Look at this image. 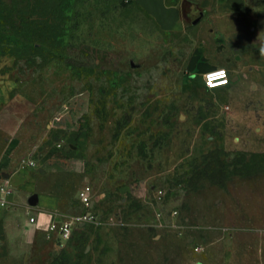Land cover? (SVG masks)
I'll return each mask as SVG.
<instances>
[{"label": "rangeland", "instance_id": "rangeland-1", "mask_svg": "<svg viewBox=\"0 0 264 264\" xmlns=\"http://www.w3.org/2000/svg\"><path fill=\"white\" fill-rule=\"evenodd\" d=\"M111 1L0 0V71L39 101L35 117L48 134L41 152L63 138L47 128L62 105L71 112L89 99L87 137L74 142L86 167L39 173L60 202L51 220L28 203L8 211L0 264H264V172L232 167L264 153L256 63L233 56L237 72L221 66L236 89L225 105L188 71L187 32L161 34L159 57L124 65L117 52L82 41ZM114 1L118 16L127 3ZM250 1L260 10L254 40L264 44V0ZM84 185L93 189L89 208L79 199ZM66 221L70 238L61 235Z\"/></svg>", "mask_w": 264, "mask_h": 264}, {"label": "crops", "instance_id": "crops-1", "mask_svg": "<svg viewBox=\"0 0 264 264\" xmlns=\"http://www.w3.org/2000/svg\"><path fill=\"white\" fill-rule=\"evenodd\" d=\"M126 3L118 9V16L114 0L109 7L105 5L107 13L103 21L99 22L100 16L95 15L89 21L87 34L78 32L82 41L117 52L125 65L132 64L138 57H159L161 34L187 32L194 42L187 68L203 84L206 73L225 64L237 72V67L230 62L233 56L245 57V64L248 58H252L256 63V74L264 78V56L260 54L264 44L259 45L257 39L254 40L260 18L256 2L126 0ZM10 75L5 77L0 71V243L7 235L8 211L15 204L24 206L28 203L35 210L46 209L51 220L54 213L49 211L58 206L60 193L57 188L48 187L40 172L80 175L86 167V161L81 151L76 150L74 142H83L87 137L83 115L89 99L84 96L76 99L71 112L62 121L53 118L47 124L49 132L56 131L63 138H56L55 147L41 152L48 146L45 143L48 134L39 129L35 117L40 103L28 84H22ZM230 88L228 85L219 89L221 97L217 96L215 89L211 90L212 96H217L220 104L225 105L227 100H232L236 90ZM59 144L61 147L58 148ZM199 146L198 152L205 151L206 145ZM195 156L187 160L195 159ZM29 158L35 160V165H25ZM34 195L37 199L33 205Z\"/></svg>", "mask_w": 264, "mask_h": 264}, {"label": "built area", "instance_id": "built-area-1", "mask_svg": "<svg viewBox=\"0 0 264 264\" xmlns=\"http://www.w3.org/2000/svg\"><path fill=\"white\" fill-rule=\"evenodd\" d=\"M219 71H223L225 73V75L221 78L216 79V80H212V81L208 80L209 76L215 75ZM204 83H205V87L207 89L214 90V89H217L220 87H225V86L230 85L231 77H230L227 69L219 67L217 69L209 71L208 73H206L204 75ZM211 98H212V102H215V103L218 102L217 96H212ZM226 107H227V109L229 108V106H226ZM69 111H70V105L68 103L63 104L60 111L54 117V120L57 122L62 121V119L65 117V115ZM59 147H61L60 144L58 145V148ZM35 163H36L35 160L29 158L25 165L26 166H29V165L33 166V165H35ZM1 187H2V185L0 184V188ZM9 193H10V190L7 191V194H9ZM163 196H164V192L162 190L157 191L155 193V199H157L158 201L162 200ZM79 199L86 207H88V208L91 207V205L93 204V189L90 185H84L83 187H81V189L79 190ZM88 216H90V213L88 214ZM75 219L77 221V220H82L84 218L78 217ZM31 220L34 221L35 218L31 217ZM51 227L53 229L56 228V224L52 223ZM72 232H73L72 223H70L69 221L64 222L62 227H61V235L63 237H66V238H70L72 235Z\"/></svg>", "mask_w": 264, "mask_h": 264}, {"label": "trees", "instance_id": "trees-1", "mask_svg": "<svg viewBox=\"0 0 264 264\" xmlns=\"http://www.w3.org/2000/svg\"><path fill=\"white\" fill-rule=\"evenodd\" d=\"M37 42H41V41H39L37 39L33 40V43H37ZM260 156L262 157V159H260V161H257V160H251L250 161L249 160L248 162H245V163H233L232 167L234 169L244 168V169H247L248 171L251 169L252 175L262 173V172H264V153L260 154Z\"/></svg>", "mask_w": 264, "mask_h": 264}, {"label": "clouds", "instance_id": "clouds-1", "mask_svg": "<svg viewBox=\"0 0 264 264\" xmlns=\"http://www.w3.org/2000/svg\"><path fill=\"white\" fill-rule=\"evenodd\" d=\"M260 54H261L262 56H264V47H261V48H260ZM224 75H225V73H224L223 71H219V72H217L215 75L209 76V77H208V80H209V81L216 80V79H218V78L223 77Z\"/></svg>", "mask_w": 264, "mask_h": 264}, {"label": "water", "instance_id": "water-1", "mask_svg": "<svg viewBox=\"0 0 264 264\" xmlns=\"http://www.w3.org/2000/svg\"><path fill=\"white\" fill-rule=\"evenodd\" d=\"M36 199H37V196L34 195V196L32 197V204H33V205L36 203Z\"/></svg>", "mask_w": 264, "mask_h": 264}]
</instances>
